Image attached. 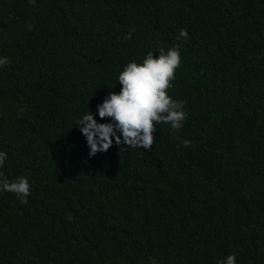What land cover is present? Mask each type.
<instances>
[{
    "label": "trees",
    "instance_id": "16d2710c",
    "mask_svg": "<svg viewBox=\"0 0 264 264\" xmlns=\"http://www.w3.org/2000/svg\"><path fill=\"white\" fill-rule=\"evenodd\" d=\"M176 46L182 128L90 157L75 121ZM0 57V264H264V0H0Z\"/></svg>",
    "mask_w": 264,
    "mask_h": 264
},
{
    "label": "clouds",
    "instance_id": "9594fccd",
    "mask_svg": "<svg viewBox=\"0 0 264 264\" xmlns=\"http://www.w3.org/2000/svg\"><path fill=\"white\" fill-rule=\"evenodd\" d=\"M34 2L30 0L33 5ZM126 38H130V34ZM181 38H189V33L183 28L177 36V39ZM181 59L178 46L169 47L167 52L161 47L158 57L149 51L142 63L131 61L126 64L118 76L120 91H110L104 102L97 106L100 119L108 118V122L98 123L89 109L75 121V127L86 137L90 157L106 153L114 142L117 146L123 145L120 148L123 150L137 147L151 150L155 125L159 123L169 124L173 132L182 128L188 116L183 111L184 102L176 101L168 94ZM9 63L7 57H0V66ZM181 142L185 146L190 144L189 140ZM6 157L7 153L0 151V167H3ZM0 191L14 193L21 204H27L30 184L24 176L10 182L0 172ZM152 264H156L155 258H152ZM218 264H236V255L230 254Z\"/></svg>",
    "mask_w": 264,
    "mask_h": 264
}]
</instances>
